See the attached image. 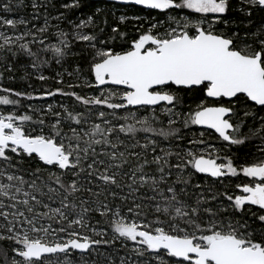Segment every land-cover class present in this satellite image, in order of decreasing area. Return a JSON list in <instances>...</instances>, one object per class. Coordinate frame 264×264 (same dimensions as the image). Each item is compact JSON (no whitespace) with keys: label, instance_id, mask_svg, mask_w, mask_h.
<instances>
[{"label":"snow or ice","instance_id":"obj_1","mask_svg":"<svg viewBox=\"0 0 264 264\" xmlns=\"http://www.w3.org/2000/svg\"><path fill=\"white\" fill-rule=\"evenodd\" d=\"M119 2L130 39L81 0H0V264H264V23L229 17L264 0ZM22 63L55 86L3 83Z\"/></svg>","mask_w":264,"mask_h":264},{"label":"trees","instance_id":"obj_2","mask_svg":"<svg viewBox=\"0 0 264 264\" xmlns=\"http://www.w3.org/2000/svg\"><path fill=\"white\" fill-rule=\"evenodd\" d=\"M61 2V0H55V3H57V5H59V3ZM100 4V2H93V1H89V0H81V7L74 10L73 12H71L69 14V18L73 21H78L80 19V16L84 15L86 13V11L91 10L90 6H94L96 4ZM105 4V3H102ZM109 5V4H107ZM90 8V9H88ZM50 11L52 12L53 15L57 14L56 13V9H50ZM29 13V8L28 9H24L22 14L27 15ZM15 15V14H13ZM230 19L233 22V27L234 28H238L241 33L247 30H252L254 29L257 25L264 23V13H260V12H254L253 16L251 18L252 23L251 25H249L247 28L245 27V23L247 21L248 18L243 17L240 13L233 11L232 13L229 14ZM97 23L101 26V27H105V32L103 33V35H111V27H118L120 29L121 32L127 30V28H125L123 25L119 26L116 25V22H113L112 18H110L106 13H101L99 14L97 17ZM107 21V26L104 25V21ZM241 21H244V23H242ZM56 21H51V23H55ZM37 23H42V21H39ZM63 27L68 30V25L67 22H63ZM53 42V41H52ZM114 43H116L117 45V50H120V42L119 41H115ZM79 46L74 47L73 51L78 52ZM26 61V60H24ZM77 62H80L83 64V60L80 56L78 55H70V57L66 60L65 64H64V68H66L67 66L69 67V70L72 69V67L75 66V64ZM19 65V64H18ZM18 65L16 66V71H15V75L18 76L20 74V67H18ZM47 69L46 71H48V74H51V76L53 75V73H55L56 70H61L63 71V69H60L57 65H52L51 68H45ZM1 70V69H0ZM9 74L5 73V77H7ZM19 77V76H18ZM30 83L32 84L33 88L36 89V92L34 94L38 95L39 91L42 87H47L49 86L52 82L50 80L45 81V82H41L39 80H36L34 77H30L29 78ZM3 83L14 87L18 90H25L27 89L26 87L23 88L22 83L19 82V80H15V81H7L5 80ZM28 91H32V88H28ZM193 98V97H192ZM33 101H25V104H29L32 103ZM247 147L246 146H241L238 150L234 149L233 152H237L239 153L240 157H246V154L253 152L255 149L253 148V150L251 152H247ZM247 158V157H246ZM123 254V250L120 252Z\"/></svg>","mask_w":264,"mask_h":264},{"label":"rangeland","instance_id":"obj_3","mask_svg":"<svg viewBox=\"0 0 264 264\" xmlns=\"http://www.w3.org/2000/svg\"><path fill=\"white\" fill-rule=\"evenodd\" d=\"M102 3H105V2H100V4L98 3V4H96V5L92 6V7L90 6L91 10L86 11V13L84 15L80 16V19L86 18L89 15H93V14L96 13L97 9H100V12L98 13V15L101 14V13H106L110 18H112L113 22H116L117 23L116 25H119V26H122L123 25L125 28H127V30H125L123 32L127 33L129 39L138 35L137 28H138L139 25H143L144 28H146L148 26V21L147 20H144V19L135 20V19H132L131 18V17H133L135 15H139L141 17L145 16L146 13H145L144 10H142V9H140L138 7L121 6V5L109 4V3L102 4ZM107 4H109V5H107ZM90 8H88V9H90ZM30 11H31V9L29 8V12ZM122 15L128 17L124 22H121L119 20V17L122 16ZM61 27H63V22L61 23ZM232 27H233V23H232ZM104 36L107 37L109 35H104ZM54 42L55 41L53 40V43ZM23 59L26 60L27 58H23ZM24 62H26V61H24ZM18 67H20V70L21 71H20V74L18 75L19 77L15 75L16 76V80L18 79L19 82L22 83V86L24 84L23 88L26 87L28 89V84L30 83L29 79H27V80L20 79V77L24 75V71H25L24 66H23V63L22 64H19ZM66 69L69 70V67L67 66ZM46 70L47 69H43V73L45 75L51 76V74H48V71H46ZM29 71H31V69H29ZM69 71H71V70H69ZM54 74L55 73H53V75ZM65 79H68V77L66 76ZM50 81L52 83L49 86H47L49 88L55 86L54 85V81L53 80H50ZM85 91H89V90L88 89H85ZM61 99H63V98L53 97V98H50L47 101H33L31 104L53 103V102H59ZM185 99L188 100V101H190L192 99V97L191 96H188ZM252 150H253V147L251 145H248L247 152H251ZM241 158H246V157L243 156ZM121 255H123V254L121 253Z\"/></svg>","mask_w":264,"mask_h":264},{"label":"water","instance_id":"obj_4","mask_svg":"<svg viewBox=\"0 0 264 264\" xmlns=\"http://www.w3.org/2000/svg\"><path fill=\"white\" fill-rule=\"evenodd\" d=\"M89 1L105 2V3H109V4H117V5H121V6H132V7H138L139 8V6H134V5H130V4L120 3L119 0H89Z\"/></svg>","mask_w":264,"mask_h":264},{"label":"flooded vegetation","instance_id":"obj_5","mask_svg":"<svg viewBox=\"0 0 264 264\" xmlns=\"http://www.w3.org/2000/svg\"><path fill=\"white\" fill-rule=\"evenodd\" d=\"M234 149H235V148H234ZM234 149H233V150H234Z\"/></svg>","mask_w":264,"mask_h":264}]
</instances>
